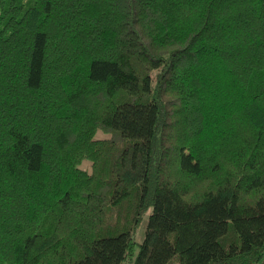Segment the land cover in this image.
I'll return each mask as SVG.
<instances>
[{
	"label": "trees",
	"instance_id": "16d2710c",
	"mask_svg": "<svg viewBox=\"0 0 264 264\" xmlns=\"http://www.w3.org/2000/svg\"><path fill=\"white\" fill-rule=\"evenodd\" d=\"M0 264H264V0H0Z\"/></svg>",
	"mask_w": 264,
	"mask_h": 264
},
{
	"label": "rangeland",
	"instance_id": "374dc122",
	"mask_svg": "<svg viewBox=\"0 0 264 264\" xmlns=\"http://www.w3.org/2000/svg\"><path fill=\"white\" fill-rule=\"evenodd\" d=\"M81 168L85 169L89 173L91 171V164L88 162H82ZM199 182H201V181H199ZM197 187H198L197 189H193V190L195 191V190H198L199 188H202V189L205 188V187L203 188L202 184H197ZM147 216H148V212L145 215H143L142 220L137 227V230L135 233V240H134L136 244L133 247V253H134L133 257L135 256V253L138 250V244L141 243L143 240L144 230H145V226H146V222H147Z\"/></svg>",
	"mask_w": 264,
	"mask_h": 264
}]
</instances>
